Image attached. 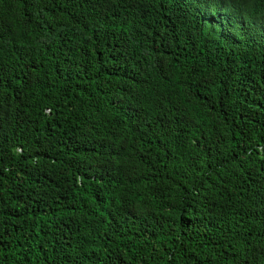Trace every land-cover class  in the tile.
Wrapping results in <instances>:
<instances>
[{
	"label": "trees",
	"instance_id": "16d2710c",
	"mask_svg": "<svg viewBox=\"0 0 264 264\" xmlns=\"http://www.w3.org/2000/svg\"><path fill=\"white\" fill-rule=\"evenodd\" d=\"M0 264H264V0H0Z\"/></svg>",
	"mask_w": 264,
	"mask_h": 264
}]
</instances>
